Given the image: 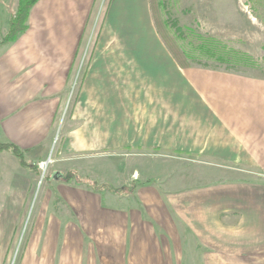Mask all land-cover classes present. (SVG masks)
<instances>
[{"label":"crops","instance_id":"0c3cea01","mask_svg":"<svg viewBox=\"0 0 264 264\" xmlns=\"http://www.w3.org/2000/svg\"><path fill=\"white\" fill-rule=\"evenodd\" d=\"M81 64L56 159H137V174L103 192L74 168L53 172L33 201L39 173L1 150L0 264L21 234L15 264H264V77L180 66L149 0H39L28 30L0 47V143L47 159ZM164 160L239 175L193 184L200 174L172 168L180 176L165 184Z\"/></svg>","mask_w":264,"mask_h":264},{"label":"rangeland","instance_id":"374dc122","mask_svg":"<svg viewBox=\"0 0 264 264\" xmlns=\"http://www.w3.org/2000/svg\"><path fill=\"white\" fill-rule=\"evenodd\" d=\"M168 6L170 16L176 19L180 26H189L196 29V33L203 36L210 34L231 48L244 51L252 57L261 60V63L264 62V0H168ZM13 9V4H9L8 10L12 12ZM211 64L213 65L214 63ZM85 67L86 64L80 66L79 70H77V73L66 87L68 98L64 101V109L62 108L56 117L49 156L47 159L38 161L37 163L39 165V175L36 177L33 197L31 198L33 201H35V198L38 199L42 195L44 189L48 187L49 180H47V178L53 172L60 173L61 171L66 173L74 168L80 174L79 176L82 178L81 181L88 183L93 182L97 188L101 189L103 192H106L109 188L115 189V187L116 190L123 191L121 185L130 183L131 177L137 174V159H106V154L103 153H97L91 159H86L88 157L84 154H77L71 159H56L62 137L70 124V113L75 102L76 94L80 91L81 84H83L82 80ZM246 70L249 74L264 75L261 68L249 67ZM48 160L49 162L46 167L42 168L41 163ZM149 161L151 162V166H157L161 162L159 159H149ZM164 161H166L164 164L168 168L166 169L167 171H165L168 172L170 177L164 179L165 184L170 182L169 179L174 180L175 177L180 176L178 174L179 172L173 171L172 168L177 169L182 167L181 169H185V167H188L186 169L189 173L193 172L194 174H200L201 176H199L198 179L188 181L193 184L212 182L218 180L217 177L234 178L236 175H239L229 172L230 169L224 171L225 173H220L219 171H221V169L217 170L219 169L218 167L208 165L206 178L204 174H202L207 171L205 165H198V163V166H196V164H182L175 160ZM152 173L153 175L155 174V177L157 176V172ZM84 178H89L91 181H86ZM0 182L2 184V181ZM129 188L130 186L126 188L128 192ZM127 191L122 193V197H127ZM33 203L34 202H32L31 205L29 203L30 206L27 210L28 219L31 217V207ZM24 238L22 234L18 238V242L15 243L7 264H15L17 261V255Z\"/></svg>","mask_w":264,"mask_h":264},{"label":"trees","instance_id":"16d2710c","mask_svg":"<svg viewBox=\"0 0 264 264\" xmlns=\"http://www.w3.org/2000/svg\"><path fill=\"white\" fill-rule=\"evenodd\" d=\"M38 1L18 0L15 13L10 18L8 29L0 39V47L15 42L28 30L31 10ZM149 1L156 30L180 66L187 68L199 65L212 69L264 77V75L249 74L246 70L249 67L261 68L264 74V62L261 63V60L252 57L244 51L231 48L210 34L203 36L196 33V29L189 26H180L176 19L169 14L168 0ZM211 63L214 64L212 65ZM1 150L11 151L23 166L30 167L39 173V165L37 163H28L25 151L18 145L11 142L0 143ZM69 172L71 174L73 170ZM67 177L70 180L72 176ZM152 182L148 180L143 182V184Z\"/></svg>","mask_w":264,"mask_h":264},{"label":"built area","instance_id":"2783aa9c","mask_svg":"<svg viewBox=\"0 0 264 264\" xmlns=\"http://www.w3.org/2000/svg\"><path fill=\"white\" fill-rule=\"evenodd\" d=\"M46 162H49V160L41 163V167H42V168H45V167H46V165H47Z\"/></svg>","mask_w":264,"mask_h":264},{"label":"bare ground","instance_id":"6f19581e","mask_svg":"<svg viewBox=\"0 0 264 264\" xmlns=\"http://www.w3.org/2000/svg\"><path fill=\"white\" fill-rule=\"evenodd\" d=\"M50 159V158H49ZM46 163H48V162H46Z\"/></svg>","mask_w":264,"mask_h":264}]
</instances>
